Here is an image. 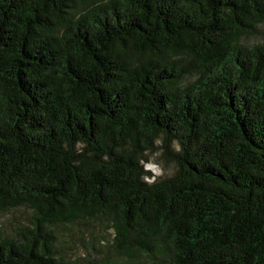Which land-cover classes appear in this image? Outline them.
I'll return each mask as SVG.
<instances>
[{"label":"trees","instance_id":"obj_1","mask_svg":"<svg viewBox=\"0 0 264 264\" xmlns=\"http://www.w3.org/2000/svg\"><path fill=\"white\" fill-rule=\"evenodd\" d=\"M263 27L264 0H0V264H264ZM78 228L97 257L61 252Z\"/></svg>","mask_w":264,"mask_h":264},{"label":"rangeland","instance_id":"obj_2","mask_svg":"<svg viewBox=\"0 0 264 264\" xmlns=\"http://www.w3.org/2000/svg\"><path fill=\"white\" fill-rule=\"evenodd\" d=\"M256 37H264V27L261 28L260 31H258V34ZM255 38L249 39L247 42L252 43L255 41ZM147 168L152 174L151 181H156L160 179H165L173 175L174 173V166L171 162H168L165 160L160 152H156L154 154H151L149 156V163L147 164ZM25 213L24 212H17V213H9V214H1L0 215V229H2L5 233L11 231L15 225L22 223L25 221ZM98 231H101V234L104 235L107 239L110 240L112 236V232L108 231L105 233L103 231V228L97 227ZM78 235L73 237H64L66 241L73 239L71 243H64V250L61 251L62 253L67 254V257L72 260H79L80 257H83L85 254H88V252L92 253L91 255L93 257L98 256V250L92 249V247H89L87 245L84 246L83 244L87 242L88 238L86 236L87 233H85L83 230H80L78 228L77 230ZM102 246V244L99 243V241H96L95 247L96 249H100L99 247ZM88 248V249H87ZM145 264H151L150 261L143 260Z\"/></svg>","mask_w":264,"mask_h":264}]
</instances>
